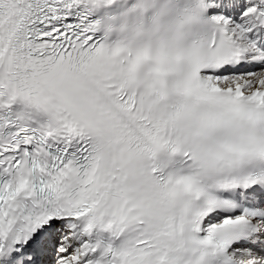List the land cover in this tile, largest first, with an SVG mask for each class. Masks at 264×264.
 <instances>
[{
  "label": "snow or ice",
  "instance_id": "snow-or-ice-1",
  "mask_svg": "<svg viewBox=\"0 0 264 264\" xmlns=\"http://www.w3.org/2000/svg\"><path fill=\"white\" fill-rule=\"evenodd\" d=\"M0 264H264V0H0Z\"/></svg>",
  "mask_w": 264,
  "mask_h": 264
}]
</instances>
